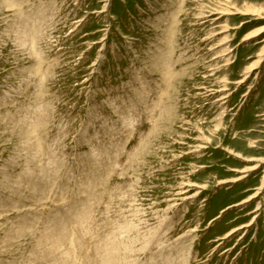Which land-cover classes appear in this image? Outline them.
I'll return each instance as SVG.
<instances>
[{
	"label": "rangeland",
	"instance_id": "obj_1",
	"mask_svg": "<svg viewBox=\"0 0 264 264\" xmlns=\"http://www.w3.org/2000/svg\"><path fill=\"white\" fill-rule=\"evenodd\" d=\"M263 30L264 0H0V264L59 261L82 204L76 264L125 223L134 264H264Z\"/></svg>",
	"mask_w": 264,
	"mask_h": 264
},
{
	"label": "bare ground",
	"instance_id": "obj_2",
	"mask_svg": "<svg viewBox=\"0 0 264 264\" xmlns=\"http://www.w3.org/2000/svg\"><path fill=\"white\" fill-rule=\"evenodd\" d=\"M264 31V30H263ZM262 32V31H261ZM259 32V33H261ZM251 37V36H250ZM249 37V38H250ZM40 149V148H39ZM102 152V151H101ZM92 153V152H91ZM49 156V154H48ZM59 156V155H58ZM61 156V155H60ZM61 158V157H60ZM32 159V158H31ZM35 159V158H34ZM92 160V159H91ZM54 161V160H53ZM52 161V163H53ZM94 161V160H93ZM48 162V161H47ZM65 162V161H64ZM61 163V162H60ZM103 163V162H102ZM92 167V166H91ZM53 170V169H52ZM47 175H49L47 173ZM68 175V174H67ZM62 177V176H61ZM93 183V181H91ZM90 182V183H91ZM56 183V182H55ZM49 184V183H48ZM50 186V185H49ZM86 187V186H85ZM89 188V187H88ZM80 189V188H79ZM90 190V189H89ZM36 191V190H35ZM51 192V191H50ZM45 193V192H44ZM47 193V192H46ZM45 193V194H46ZM51 194V193H50ZM47 196V195H46ZM92 197V196H91ZM42 199V198H41ZM72 199V198H71ZM94 199V198H93ZM96 199V198H95ZM44 200V199H43ZM65 200V199H64ZM79 200H82L84 203H88V202H85L84 199H79ZM78 201V200H77ZM100 201V200H99ZM41 202V201H39ZM46 202V201H44ZM81 203V202H80ZM97 203V202H96ZM79 205V203H78ZM83 205V204H82ZM82 205H79V207H76V209L71 213V217L74 216V218H76V221H78L77 223H80V227L81 229H78L77 232L81 231L83 232V236H85L87 233H88V229H86V221L89 220L88 218V214L85 210V206L87 205L88 207V204H85L82 208ZM75 206V205H74ZM86 207V208H87ZM70 209V208H68ZM89 209V207H88ZM87 209V211H88ZM90 210V209H89ZM72 211V210H71ZM93 211V210H91ZM36 213V212H35ZM68 213V212H66ZM92 213V212H91ZM34 214V213H33ZM47 214V213H46ZM48 215V214H47ZM55 215L54 216V220L52 222L53 225L46 228L45 229V233L42 234L40 240H39V243H38V249H40V252L43 253L44 255H46V257L44 258V260H49L50 258L54 257V259H56L55 257L58 258L59 261H56L52 264H76L78 262H74V257L75 255H73V247L75 245H72L73 247H70V243L69 242V239L71 241V238H74V237H71V233H73V231L71 232L70 231V227L68 226V224L71 222L68 223V219L71 218L69 217L68 215L66 217L64 216H58L56 214H53ZM90 215V214H89ZM45 216V215H44ZM49 216V215H48ZM52 218V216H51ZM43 221V220H42ZM70 221V220H69ZM75 219H74V222H76ZM24 223V222H23ZM33 223V222H32ZM31 223V225H32ZM38 223V222H37ZM41 223V222H40ZM35 224V223H34ZM52 224V223H51ZM76 224V223H75ZM75 224H71L72 227L75 225ZM43 225V224H42ZM50 225V224H49ZM78 225V224H77ZM76 225V227H77ZM15 226V225H14ZM17 226V225H16ZM46 226V225H45ZM38 227V226H37ZM75 227V226H74ZM73 227V228H74ZM120 227V230L116 231V232H112L111 234H109L108 236H104L103 241H99L98 243L100 245H97L96 246V249H95V253H96V258L94 259H89L88 261H85L84 264H134V262H130V258L132 257L131 253H134L135 252V249H134V244L132 241L130 242L129 241H126L125 239V236H127L131 231H132V226L129 224V223H125L123 226H119ZM122 227V228H121ZM21 228V227H19ZM74 229H77V228H74ZM15 230V228H13ZM12 229V231H14ZM90 229V228H89ZM116 229V228H115ZM29 230V229H28ZM37 231V230H36ZM87 231V233H85ZM92 231V230H91ZM42 232V231H41ZM76 233V231H75ZM74 233V235H75ZM80 233V232H79ZM136 233V232H135ZM14 235V234H13ZM90 236H95V234H88ZM87 235V236H88ZM122 235V239L120 238V236ZM140 234H138L139 236ZM11 236V235H10ZM37 237V236H36ZM71 237V238H70ZM78 238V235L77 237ZM82 238V236H81ZM79 238V239H81ZM84 238V237H83ZM99 239V237H96ZM127 238V237H126ZM130 238V237H129ZM133 238V237H131ZM138 238V237H137ZM85 239V238H84ZM37 240V239H36ZM76 240V239H75ZM82 240V239H81ZM81 240H79L81 242ZM133 240V239H132ZM134 241V240H133ZM78 242V241H76ZM76 242H72L74 244H76ZM97 242V241H96ZM101 242V243H100ZM136 242V241H134ZM71 243V244H72ZM83 243H85L83 241ZM98 243H95V244H98ZM79 245V244H78ZM82 245V244H80ZM79 245V249H82V247H80ZM85 245V244H84ZM146 245V244H145ZM67 246H69L67 248ZM83 246V245H82ZM76 247V246H75ZM83 247H87V246H83ZM136 248V246H135ZM78 249V247H77ZM76 249V250H77ZM74 252H75V249H73ZM85 250V249H84ZM146 250V248H145ZM79 251V250H78ZM86 251V250H85ZM93 251V250H92ZM139 251V250H138ZM83 252V251H82ZM94 252V251H93ZM144 252V251H143ZM77 253V252H76ZM75 253V254H76ZM84 253V252H83ZM94 253V254H95ZM32 254V253H30ZM90 254V253H89ZM88 254V255H89ZM34 256V254H32ZM42 255V254H41ZM68 256H70L68 258ZM77 256L80 257L79 253L77 254ZM82 256V255H81ZM37 257V255H35V258ZM92 257V256H91ZM48 258V259H46ZM34 259V258H33ZM38 259V257H37ZM53 259V260H54ZM134 259V258H133ZM57 260V259H56ZM49 262V261H48ZM53 262V261H52ZM81 263V262H80ZM79 263V264H80ZM47 264H50V263H47Z\"/></svg>",
	"mask_w": 264,
	"mask_h": 264
}]
</instances>
